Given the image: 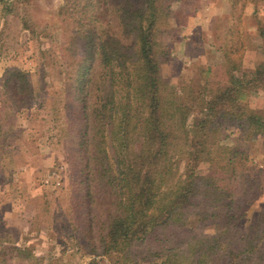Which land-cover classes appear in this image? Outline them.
<instances>
[{
    "label": "rangeland",
    "instance_id": "obj_1",
    "mask_svg": "<svg viewBox=\"0 0 264 264\" xmlns=\"http://www.w3.org/2000/svg\"><path fill=\"white\" fill-rule=\"evenodd\" d=\"M76 2L0 0V264H115L121 259L92 251L98 245L87 239L85 216L92 205L76 183L72 162L76 148L69 127L77 110L71 81L88 28L98 25L89 3ZM160 6L156 50L167 101H186L201 92L193 103L196 110L201 100L228 87L232 76L250 77L263 62L264 0H163ZM255 92L245 91L246 105L260 111L264 92ZM220 107L203 144L209 153L205 159H189V145L199 140L185 133L193 115L177 127L178 145L173 141L151 213L161 215L185 181L187 166L195 176L211 174L210 181L219 186L230 183L231 210L220 207L214 193L207 197L210 181L196 178L199 205L183 206L151 230L130 250L126 264H160L168 258L170 264H194L201 255L211 264L242 236L262 247L253 261L264 264V139L224 119ZM233 149L244 155L246 177L229 181L230 173L219 167ZM200 243L202 250L191 253ZM209 246L218 252L212 254Z\"/></svg>",
    "mask_w": 264,
    "mask_h": 264
},
{
    "label": "trees",
    "instance_id": "obj_2",
    "mask_svg": "<svg viewBox=\"0 0 264 264\" xmlns=\"http://www.w3.org/2000/svg\"><path fill=\"white\" fill-rule=\"evenodd\" d=\"M86 1L95 12L93 24L98 25L88 28L82 42L83 54L76 62L71 81V102L77 110L69 127L76 148L72 162L78 169L76 183L84 187L83 197L92 205L85 213L90 228L87 239L92 241L93 237L98 245L92 251L96 253L98 248L102 255H117L121 259L115 264H126L130 250L141 244L151 230L163 226L183 206L199 205L195 179L210 181L212 177L195 176L191 166H187L185 181L178 184L161 215L153 218L151 211L164 166L173 141L178 145L177 127L185 125L189 114L193 115L192 128L185 133L199 138L189 145L193 152L189 159L193 162L209 156L203 144L209 140L212 121L221 112L218 106L224 108V119L239 123L252 136L261 135L264 139V106L262 111L252 110L245 101L246 90L264 92V60L250 77L232 76L228 87L210 100H201L203 106L197 105L196 110L193 103L200 100L201 92L186 101L179 97L173 103L162 95L156 50L163 0H83V7ZM260 35L264 36V26ZM262 52L264 57V48ZM237 151L233 149L219 167L230 173L229 181L246 177L241 166L244 155ZM208 186L207 197L214 193L220 207H232L230 183L219 186L210 181ZM99 213L105 214L103 220ZM251 239L242 236L230 243L225 255L211 264H260L253 261V256L261 255L262 247ZM201 247V243L194 244L190 251H201ZM209 247L212 254L218 252V248ZM203 257L196 258L194 264H204ZM170 263L168 258L160 264Z\"/></svg>",
    "mask_w": 264,
    "mask_h": 264
}]
</instances>
